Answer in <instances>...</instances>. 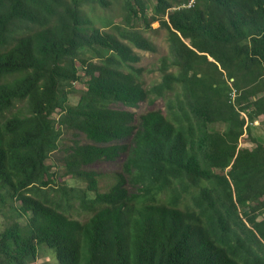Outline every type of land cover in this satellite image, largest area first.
Here are the masks:
<instances>
[{"label": "trees", "instance_id": "16d2710c", "mask_svg": "<svg viewBox=\"0 0 264 264\" xmlns=\"http://www.w3.org/2000/svg\"><path fill=\"white\" fill-rule=\"evenodd\" d=\"M117 1L112 23L82 6L109 0H0V264H264V0ZM159 28L146 87L132 47ZM148 93L165 112L109 105ZM120 153L110 182L87 168Z\"/></svg>", "mask_w": 264, "mask_h": 264}, {"label": "rangeland", "instance_id": "374dc122", "mask_svg": "<svg viewBox=\"0 0 264 264\" xmlns=\"http://www.w3.org/2000/svg\"><path fill=\"white\" fill-rule=\"evenodd\" d=\"M110 3L108 4H103L100 5L96 2H92L93 6H90L88 4H82L83 8L85 11H87L89 14L97 15L100 16L101 18L103 17H108L110 20L113 22H121V6L120 2L117 0H109ZM147 7H146V14H149L150 12V3L151 1H148ZM139 25L142 26V23L140 20H138ZM137 22V21H136ZM95 24H100L99 19L94 20ZM112 23L106 26L112 27ZM157 25L156 21L151 22V26L155 27ZM104 27V26H103ZM144 34L154 43L155 45V50L154 51H149V50H143L137 47H132V49L139 54L140 59L136 63V65L142 66V74H141V79L146 87H149L152 83L158 81L160 79V74L161 70L160 65H161V60L163 57H168L170 55L168 51V46H167V40H166V34L165 30L163 28H159L156 31H150V30H145ZM93 60H95V57H92ZM170 70H174V67L170 66ZM75 87L78 88H83L82 82L78 81L74 83ZM77 98L76 93H72L69 96V101L70 102H75ZM109 105L113 107H118V108H125L133 111L135 114L144 112L149 109L153 108H158L162 112H165L164 109V99L163 97L160 96H155L152 93H148V95L138 101L134 106H125L121 103H110ZM242 115V112H241ZM250 127H249V134L253 138L257 139L258 141L264 142V116L262 114L257 115L254 117L251 121H248ZM209 129L213 130H223L225 128V124L222 122H212L208 124ZM244 135V134H243ZM242 135V136H243ZM62 137H64V141L69 142V138L71 137V134L68 133H63ZM81 140H84L82 136L79 137ZM119 142H129V138L121 139ZM239 144L244 145V146H249L253 144V141L245 140L243 137H240L239 139ZM61 154V151L59 149H54L51 151V157L48 159V162H51L52 165L60 164V161L58 160L59 155ZM125 157L124 153H120L115 159L113 160H96L93 161L92 163L87 165V168L94 169L98 171L100 175V181L102 183L105 182H110L111 180V173L114 171H119L121 168V163ZM69 178V177H66ZM70 182V180H69ZM129 185V184H128ZM72 217L82 219L84 218L87 214L82 212V211H77V210H72L70 212ZM0 225H1V217H0ZM37 256L32 264H57L53 251L49 248H47L44 244H40V246L37 248Z\"/></svg>", "mask_w": 264, "mask_h": 264}]
</instances>
